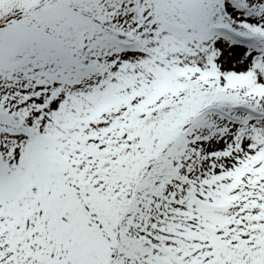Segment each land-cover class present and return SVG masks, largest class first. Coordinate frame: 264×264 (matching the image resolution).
Returning a JSON list of instances; mask_svg holds the SVG:
<instances>
[{
	"label": "snow or ice",
	"instance_id": "1",
	"mask_svg": "<svg viewBox=\"0 0 264 264\" xmlns=\"http://www.w3.org/2000/svg\"><path fill=\"white\" fill-rule=\"evenodd\" d=\"M0 264H264V0H0Z\"/></svg>",
	"mask_w": 264,
	"mask_h": 264
}]
</instances>
